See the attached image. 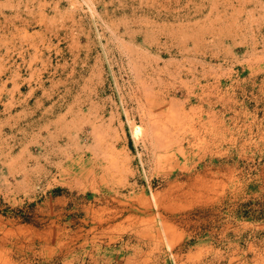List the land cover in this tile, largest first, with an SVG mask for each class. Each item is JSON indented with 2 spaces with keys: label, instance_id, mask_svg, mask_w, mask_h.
<instances>
[{
  "label": "rangeland",
  "instance_id": "1",
  "mask_svg": "<svg viewBox=\"0 0 264 264\" xmlns=\"http://www.w3.org/2000/svg\"><path fill=\"white\" fill-rule=\"evenodd\" d=\"M0 264H264V0H0Z\"/></svg>",
  "mask_w": 264,
  "mask_h": 264
}]
</instances>
